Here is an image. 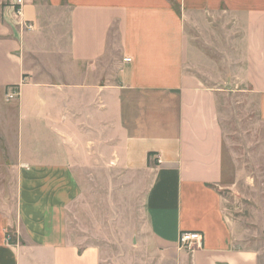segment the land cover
<instances>
[{"label": "crops", "instance_id": "obj_1", "mask_svg": "<svg viewBox=\"0 0 264 264\" xmlns=\"http://www.w3.org/2000/svg\"><path fill=\"white\" fill-rule=\"evenodd\" d=\"M26 52L56 59L43 81ZM223 83L247 86L264 124V0H0V264H264L263 197L226 152ZM99 156L148 178L133 245L71 233Z\"/></svg>", "mask_w": 264, "mask_h": 264}, {"label": "rangeland", "instance_id": "obj_2", "mask_svg": "<svg viewBox=\"0 0 264 264\" xmlns=\"http://www.w3.org/2000/svg\"><path fill=\"white\" fill-rule=\"evenodd\" d=\"M201 50L207 54V49ZM26 55L27 76L43 81L49 74L44 70L46 64L56 59H33L34 54L29 59L27 52ZM193 66L207 79V59H196ZM221 86L226 90L221 103L227 131L226 152L233 158L234 165L236 163L237 168L243 170V183L254 185L264 199V124L259 118L258 97L245 85L223 83ZM114 163L99 156V160H93L86 166L88 169L80 176L83 195L72 206L69 217L73 236L105 249L127 247L136 242L137 226L144 220L143 199L148 184L147 177L132 176L130 180ZM2 169L0 188L5 189L9 177ZM10 180L14 184L15 177H10ZM233 180L234 176L230 175L224 184ZM232 190L227 187L222 191L229 195L234 193ZM262 199L258 209L263 213ZM87 204L93 205V209ZM262 242L264 244V240Z\"/></svg>", "mask_w": 264, "mask_h": 264}, {"label": "built area", "instance_id": "obj_3", "mask_svg": "<svg viewBox=\"0 0 264 264\" xmlns=\"http://www.w3.org/2000/svg\"><path fill=\"white\" fill-rule=\"evenodd\" d=\"M18 3H22V0H18ZM28 29H32L33 25L27 24ZM126 61H130L131 58H125ZM18 94V91L13 89L9 94L10 98H13ZM203 235L200 232H182L179 236V244L181 247L189 249L195 245H199L202 241Z\"/></svg>", "mask_w": 264, "mask_h": 264}]
</instances>
